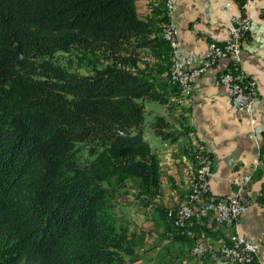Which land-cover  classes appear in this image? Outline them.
<instances>
[{
	"label": "trees",
	"instance_id": "16d2710c",
	"mask_svg": "<svg viewBox=\"0 0 264 264\" xmlns=\"http://www.w3.org/2000/svg\"><path fill=\"white\" fill-rule=\"evenodd\" d=\"M73 50L103 67L54 62ZM170 50L135 0H0V264H130L107 183L132 177L159 194L158 158L122 135L143 128L145 101L170 103L140 68ZM150 127L178 139L165 117Z\"/></svg>",
	"mask_w": 264,
	"mask_h": 264
},
{
	"label": "crops",
	"instance_id": "0c3cea01",
	"mask_svg": "<svg viewBox=\"0 0 264 264\" xmlns=\"http://www.w3.org/2000/svg\"><path fill=\"white\" fill-rule=\"evenodd\" d=\"M166 1L135 0L136 13L141 20L150 21L155 31H159ZM241 1L174 0L172 20L179 28V44L203 56L210 43H225L230 35V18L241 13ZM228 3L231 11L225 13L222 8ZM263 11L264 0H254V5L250 8L251 32L242 55V70L257 84L258 99L251 114L238 112L227 103L229 92L220 84L219 77L229 68L228 60H221L197 78L190 104L179 102L175 104L173 100L176 94L172 91L171 85H168L169 88L164 92L170 101L168 105L150 104V107H156L155 110L158 112L153 118L165 117L171 129L179 136L175 142L165 141L152 130L142 128L143 141L149 144L152 153L159 160L160 190L148 208L138 205L134 209L136 217L130 220L128 234L138 237V244L147 240L153 246L163 244H158L159 239L155 237V242L153 238H148L147 231L151 228L150 224L145 222L144 215L149 212L155 213V210L162 207L176 209L189 194L195 172L193 147L195 142L204 145L212 157L214 176L211 178L210 187L215 196L235 193L237 188L232 184L234 178L252 171L264 134ZM162 77L163 75L160 76L158 84L166 86ZM144 106L146 110L148 106L145 102ZM188 132L194 134V139L189 137ZM262 195L264 169L257 171L253 181L242 191L241 199L248 210L236 227L225 228L213 224L210 220H203L195 224L197 233L213 242L225 241L235 231L248 238L258 237L264 230V207L259 202ZM169 227L171 229V226ZM169 227L167 229L158 227L159 233L163 234ZM179 239L186 240L180 237ZM174 244L176 247L170 251V257L165 259L166 263H170L169 258L174 260L180 257L184 249L182 244ZM134 248L137 253L135 245ZM260 256L264 262V248ZM155 257L157 255L154 252L151 258Z\"/></svg>",
	"mask_w": 264,
	"mask_h": 264
},
{
	"label": "built area",
	"instance_id": "2783aa9c",
	"mask_svg": "<svg viewBox=\"0 0 264 264\" xmlns=\"http://www.w3.org/2000/svg\"><path fill=\"white\" fill-rule=\"evenodd\" d=\"M245 6L251 0H245ZM229 7L230 4H227ZM174 0L166 3L165 21L161 25L163 38L171 45L170 80L178 87L181 94L187 97L195 89V81L221 58H229L231 67L220 75V82L229 89L228 103L238 111L251 113L256 100L255 82L242 72L240 68L241 49L250 28V18L247 12L241 18L233 17L231 37L225 44H210L204 57L183 48L178 41L179 28L172 20ZM232 61V62H231ZM190 137L194 139L191 132ZM256 166L264 165V149ZM198 169L192 181V190L179 206L177 212H169L174 217L178 231L182 230L185 236L192 237L194 220L211 219L225 227H236L240 218L247 212L248 207L242 203V191L251 182V175H242L233 180L237 191L227 196L211 194L210 179L212 176V158L205 148H198L195 154ZM264 245V231L260 237L250 239L239 232L232 234L228 243L210 245L205 242H196L193 254L200 262L212 257L213 264H263L259 256Z\"/></svg>",
	"mask_w": 264,
	"mask_h": 264
},
{
	"label": "rangeland",
	"instance_id": "374dc122",
	"mask_svg": "<svg viewBox=\"0 0 264 264\" xmlns=\"http://www.w3.org/2000/svg\"><path fill=\"white\" fill-rule=\"evenodd\" d=\"M167 1H166V3H167ZM245 4H246L245 0H242L240 3L241 13L239 15L232 16L230 18V24H229V34H230L229 39H230V37H231V31L230 30H231V27L234 25V21L232 20L233 17L241 18L242 16L245 15V12H247V14L249 15L250 28H249V33L247 36V42L246 43L244 42V44L242 45V49H241V58H240V63H239L241 70H242L243 51H244L245 46L248 43V39H249V35L251 32V27H252V18L250 15V8L254 5V0H251V4L247 3V6H245ZM174 8H175V5H174ZM222 10H223V12L228 13L231 11V7L230 6L228 7L227 4H225L223 6ZM165 11H166V4H165V9H164L163 21H162L161 25L165 21V13H166ZM263 14H264V11H263ZM155 32H156V35L161 36V38L163 40H165L162 36V33H161V26H160L159 31H155ZM229 39L225 43H227L229 41ZM225 43H223V44H225ZM210 44H212V43H210ZM214 44H216V43H214ZM209 45H208V47H209ZM217 45H221V44H217ZM169 46L171 49L170 44H169ZM189 51H191V50H189ZM207 51H208V48H207ZM207 51H206V53H207ZM158 56L159 57H156V56L153 57L151 55L147 56L145 64H141L140 68L144 69V70H148L150 72V74L154 77L155 83L158 85V87L161 89H164L165 92H166V89H168L169 86L171 85V87L173 89L172 91L176 94L175 98L173 100L175 104L177 102L190 104V100H191L192 95H189L187 97L185 96V94L182 95L180 90L178 92V87L176 85H174L170 80L171 50H170V53L164 52ZM198 56H200V55H198ZM204 56L205 55L200 56V57H204ZM221 60H228L230 63L229 58H221L217 61V64ZM54 62L58 66L66 69L68 72L81 74V75L91 74V73H93V71L95 69L101 68L104 65V63H103V61L99 55L88 53V52H83V51H79V50H73L69 53L58 52V53H56V55L54 57ZM216 65H214V66H216ZM230 67H231V63H230L229 68L227 70H229ZM242 72H244V71L242 70ZM162 75H163L162 78L164 79V81L166 83V84L165 83L164 84L166 86H161V85H159L160 83L158 84L159 78ZM248 78L250 80H252L253 82H255L249 76H248ZM220 84L223 87H225L221 82H220ZM225 88L229 92V95H228V98H229L230 91L227 87H225ZM255 88H256V100L253 104V108H254V105L258 99L256 82H255ZM228 98H227V103H228ZM145 104L148 107H147L146 112H145V121H144L143 127L146 130L151 131L152 129L150 127V124L153 120V115H157L158 112H156V110H155L156 107H150V104H153L151 106H157V105H155L156 102H150V101H145ZM228 105L230 106L229 103H228ZM230 107L232 108V106H230ZM234 110L238 111L237 109H234ZM238 112H242V111H238ZM252 112H253V109H252ZM242 113H246V112H242ZM251 113H246V114H251ZM190 133L191 132H188L189 137H190ZM193 147H194V160H195V170L194 171H196L198 169V166L196 165L195 154L197 153L198 148H203V149L205 148L206 151H207V149L204 145H202L199 142H195L193 144ZM263 149H264V134L261 138L259 154H258V157L256 158V160L254 161L252 171L244 174V175H251V182L253 181L254 175L256 174V172L261 170V169H264V165L256 166V162L261 159L260 156H261ZM194 175H195V172H194ZM213 176H214V174H213V166H212L211 178ZM238 177H240V176H238ZM192 181H193V179H192ZM210 181H211V179H210ZM250 183H249V185H250ZM107 185L111 188V190L114 193V203L116 204V213L118 216L120 228L123 231V233L127 236V239L129 240V242L131 244H133V247H134V245L136 247L137 253H134V255L130 259L127 258L128 262L130 264H155V263L156 264H213L212 263V257H209V259H206L202 262H200V260H198V257L193 254V248L195 246V243L196 242H205V243H208L210 245H222V244L228 243L230 236L235 233V232L232 233L225 241H222V242H213L211 240L206 239L205 238L206 236H201L199 233H197V231L195 229V224L200 222V221H203V220H210L213 224H216L217 226L225 227L223 225L216 223L215 221H213L211 219L194 220L193 225H192V231H193L192 237L185 236L182 233V230L178 231L176 226H175V219H174V217L169 216V212H174L173 213V215H174L177 212L179 206L185 201V199L189 195L188 194L186 196V198L181 202V204L176 209H169V208L162 207L161 209L158 208L157 210H155V213L149 212L151 214L146 213L144 215L145 222L150 224L149 227L151 228L150 231H147L148 238L149 239L153 238L154 242L156 241L155 239H159L158 244L163 243L160 245L161 247L160 246H153L152 244H150V242H148V240H147V242L138 244L137 243V242H139L138 237L135 238L134 236H130L128 234V230H129V227L131 224L130 220H132L133 217H136V211H134V209H136L138 205H141L143 208H148L150 206V204L153 203V200L147 199L146 196L140 192L139 180H137L136 178L114 177L107 183ZM249 185H247L246 187H248ZM191 190H192V182H191V186H190V192H191ZM210 192H211V194H213L212 190ZM240 199H241V197H240ZM241 201H242V199H241ZM242 203H243V201H242ZM152 209H153V207H151V210ZM263 223H264V218H263ZM169 226H171V229ZM158 227L159 228L163 227L165 229H167L169 227V230H167V231L165 230V232L163 234H161V233H159ZM225 228H229V227H225ZM261 233H260V235H261ZM260 235L258 237H260ZM154 237H155V239H154ZM179 237L184 238L186 240L179 239ZM258 237H256V238H258ZM256 238H250V239H256ZM173 242L176 244H182L184 249L182 250L180 257H177L174 260L169 258L168 260L170 261V263H166V262H164L165 259L170 257V251L172 250L173 247H176V246H174L175 244ZM262 248H264V245ZM262 248H261V250H262ZM154 252L156 253L157 257L152 259L151 257H152ZM260 253H261V251H260ZM259 256H260V254H259ZM260 258H261V256H260ZM261 261H262V259H261ZM262 263L264 264L263 261H262Z\"/></svg>",
	"mask_w": 264,
	"mask_h": 264
},
{
	"label": "water",
	"instance_id": "95a60500",
	"mask_svg": "<svg viewBox=\"0 0 264 264\" xmlns=\"http://www.w3.org/2000/svg\"><path fill=\"white\" fill-rule=\"evenodd\" d=\"M142 129H139L138 132L132 136L122 135L126 140L134 144H141L143 142Z\"/></svg>",
	"mask_w": 264,
	"mask_h": 264
}]
</instances>
